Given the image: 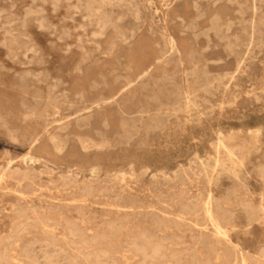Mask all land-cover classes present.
I'll return each instance as SVG.
<instances>
[{"label":"rangeland","instance_id":"obj_1","mask_svg":"<svg viewBox=\"0 0 264 264\" xmlns=\"http://www.w3.org/2000/svg\"><path fill=\"white\" fill-rule=\"evenodd\" d=\"M92 1L0 0V264H264V0Z\"/></svg>","mask_w":264,"mask_h":264},{"label":"bare ground","instance_id":"obj_2","mask_svg":"<svg viewBox=\"0 0 264 264\" xmlns=\"http://www.w3.org/2000/svg\"><path fill=\"white\" fill-rule=\"evenodd\" d=\"M92 2H94V0L92 1ZM124 2H125V0H124ZM90 3V2H89ZM98 3V2H97ZM91 4V3H90ZM90 4H86V5H90ZM108 4V3H107ZM147 4V3H146ZM92 5V4H91ZM93 6H95V5H93ZM98 7H99V5H97ZM89 10V9H88ZM155 10V9H154ZM91 11V10H90ZM94 11V10H93ZM102 16H105V15H103L102 14ZM98 17V16H97ZM93 18V17H92ZM99 18V17H98ZM101 18V17H100ZM252 20V19H251ZM252 22V21H251ZM96 27V26H95ZM94 27V28H95ZM99 31V30H98ZM226 32V31H225ZM98 33H100V32H98ZM251 34V33H250ZM250 37H251V35H250ZM169 44L171 45V49L172 48H174L175 47V41H174V39L173 38H171L170 40H169ZM230 48V47H229ZM228 49V48H227ZM231 79V78H230ZM50 118V117H49ZM26 157H30L29 156V154L27 153L26 154V156H25V158ZM31 158V157H30ZM32 160V159H31ZM215 162V161H214ZM214 166V165H213ZM233 176V175H232ZM209 195H210V193H209ZM206 196H207V193H206ZM264 200V199H263ZM211 202L210 201H207L206 202V200H205V203L203 204V207H202V210H203V218H204V221H206V222H208L209 224H211L216 230H217V232H222L221 231V226H220V224H219V222H218V220H217V218H216V216H215V213H214V211H213V208H212V206H211V204H210ZM261 209V208H260ZM263 210V209H262ZM264 212V211H263ZM38 216V215H37ZM85 216V215H84ZM232 216V215H231ZM172 217H174V216H172ZM175 218V217H174ZM44 219V218H43ZM176 219H177V217H176ZM47 220V219H46ZM69 220V219H68ZM28 221V220H27ZM40 221H41V219H40ZM45 221V220H44ZM48 221V220H47ZM76 222V221H75ZM39 223V222H38ZM42 223V222H41ZM40 223V224H41ZM68 223V222H67ZM80 223V222H79ZM22 224V223H21ZM44 225H45V223H44ZM75 225V224H74ZM70 226H71V228L73 227L72 225H71V223H70ZM43 227V226H42ZM105 227V226H104ZM135 227V226H134ZM212 227V228H213ZM70 228V227H69ZM70 228V229H71ZM45 229H46V225H45ZM48 229V228H47ZM66 230H67V228H66ZM77 230V229H76ZM80 230H81V228H80ZM53 231V230H52ZM73 231V230H72ZM153 231V230H152ZM70 232V230H67V234ZM80 232V231H79ZM72 233V232H71ZM74 233H77V234H79L78 232H76L75 231V229H74ZM83 234L84 235V233L81 231L80 232V234ZM96 233V232H95ZM110 233L111 234H115L116 233V229L114 228V226H111L110 227ZM223 233H225V232H223ZM79 234V235H80ZM81 234V235H82ZM218 234V233H217ZM69 235V234H68ZM71 235V237H73V235L72 234H70ZM85 235H87V234H85ZM84 235V236H85ZM139 235V234H138ZM150 235V234H149ZM214 235H216V234H214ZM225 235V234H224ZM148 236V235H147ZM218 236H219V234H218ZM68 237V236H67ZM76 237V236H75ZM77 237H78V235H77ZM86 237V236H85ZM102 237H104V236H102ZM139 237V236H138ZM137 237V238H138ZM199 237V236H198ZM66 238V237H65ZM81 238V237H80ZM110 238V237H109ZM108 238V240H107V243H105V244H107V248L106 249H102L103 250V254L104 255H108V256H110V255H112V254H114V253H117V252H121V251H123V250H125V249H122V248H124V247H122V248H119V247H117V246H115V245H113L112 244V240L111 239H109ZM3 239V238H2ZM8 239V238H7ZM78 239V238H77ZM94 239V238H93ZM96 239H98V238H96ZM122 239V238H121ZM4 240V239H3ZM83 241H84V239H82ZM86 240V239H85ZM95 240V239H94ZM133 240H134V238H133ZM132 240V241H133ZM138 239H136V241H137ZM140 240H143L144 242V244H140V245H138L137 244V248H136V250H138V252L140 251L142 254H140V255H144L143 256V258H144V260H146V256H149L150 257V259H154V260H156V261H158V257L159 256H161L160 255V253H161V245L157 242V243H151V240H149V238H147L146 236H142L141 235V239ZM179 240V239H178ZM192 240V239H191ZM224 240V239H223ZM227 240H229V239H227ZM92 241V240H91ZM135 241V240H134ZM193 241V240H192ZM197 241V240H196ZM85 243H87L86 241H84ZM99 242V241H98ZM117 242V241H116ZM131 242V241H130ZM138 242V241H137ZM35 243V242H34ZM93 243V242H92ZM128 243H129V241H128ZM135 243V242H134ZM134 243H132V244H134ZM197 243V242H196ZM16 244V243H15ZM82 244V243H81ZM84 244V243H83ZM103 244V243H102ZM131 244V243H130ZM194 244V243H193ZM198 244V243H197ZM1 245V244H0ZM12 245V244H11ZM10 245V246H11ZM89 245V244H88ZM128 245V244H127ZM232 245V244H231ZM103 246V245H102ZM133 246V245H132ZM196 246V245H195ZM80 247H81V245H80ZM84 247L86 248L87 247V244H86V246L84 245ZM104 247V246H103ZM133 247H136V245L135 246H133ZM68 248H70V247H68ZM99 249V248H98ZM224 249V248H223ZM100 250V249H99ZM148 250H150V252L149 253H147V251ZM78 251V250H77ZM132 251V250H131ZM134 252H135V254H136V251L135 250H133ZM132 251V252H133ZM178 251V250H177ZM87 252V251H86ZM99 252H101V251H99ZM126 252V251H125ZM127 252H128V250H127ZM220 252V251H219ZM89 253V252H88ZM88 253H85V255H87ZM94 253H95V251H94ZM124 253V252H123ZM78 254V253H77ZM100 254V253H99ZM127 254V253H126ZM132 254V253H131ZM134 254V255H135ZM196 254V253H195ZM92 255V254H91ZM102 255V254H101ZM119 255V254H118ZM88 256V255H87ZM90 256V255H89ZM88 256V257H89ZM98 256V255H97ZM97 256L95 255V257L97 258ZM107 256V257H108ZM128 256V255H127ZM127 256L125 255V254H123L122 255V257L124 258V260H125V262H127L128 261V259H127ZM132 256V255H131ZM137 256V255H136ZM204 256H205V254H204ZM256 256V255H255ZM254 256V257H255ZM103 256H101V258H102ZM85 258V257H84ZM100 258V259H101ZM128 258H131V257H128ZM138 258H139V256H138ZM142 258V259H143ZM13 259V258H12ZM109 259H110V257H109ZM118 259V258H117ZM85 260V259H84ZM93 260V259H92ZM91 260V261H92ZM98 260V259H97ZM111 260V259H110ZM112 260H115L114 258L112 259ZM161 260V259H160ZM9 261H10V259H9ZM12 261H14V260H12ZM17 261V260H16ZM90 261V262H91ZM96 261V260H95ZM138 261H139V259H138ZM141 261V260H140ZM213 261V260H212ZM18 262V261H17ZM110 262V261H109ZM143 262V261H142ZM147 262H148V260H147ZM19 263V262H18ZM111 263L112 264H117V261H111ZM129 263V262H128ZM140 263V262H139ZM233 263V262H232ZM255 263V262H254ZM22 264V263H21ZM100 264V263H99ZM102 264V263H101ZM104 264V263H103ZM144 264V263H143ZM149 264H157V263H154V262H149ZM172 264V263H171ZM219 264V263H218ZM235 264V263H234Z\"/></svg>","mask_w":264,"mask_h":264}]
</instances>
